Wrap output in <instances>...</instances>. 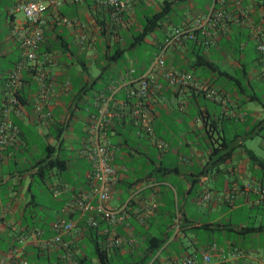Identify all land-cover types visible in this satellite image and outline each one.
<instances>
[{
	"label": "crops",
	"instance_id": "1",
	"mask_svg": "<svg viewBox=\"0 0 264 264\" xmlns=\"http://www.w3.org/2000/svg\"><path fill=\"white\" fill-rule=\"evenodd\" d=\"M163 1L135 0L121 17V32L134 24L139 30L144 15L158 11ZM239 1L240 7L247 11V18L230 21L212 46L187 41L166 50L165 68L206 80L217 89L219 100L204 98L188 88L172 89L156 76L161 87L148 106L146 123L154 137L167 143L162 150L153 145L146 133H134L131 101L126 100L125 90L136 85V79L145 72L157 45L171 28L206 12L211 0L200 7H195L191 0L181 1L179 8L185 12L174 24L171 9L164 18L166 26L159 23L156 28L159 36H152L147 42L151 48L148 55L143 56L133 48L116 59L95 46L98 42L95 18L102 17L103 13L91 12L89 0L58 8L63 15L76 17L90 27L94 39L80 48L75 42L76 27L64 26L49 18L38 48L39 58H48V63L40 66L34 62L21 70V82L15 93L18 104L8 113L18 132L0 148V259L14 258L15 264L22 260L26 264L59 261L62 249L42 248L39 240L51 237V223L61 218L75 224L72 231L61 235L71 249V264H96L95 256L94 262L89 261L86 251V221L94 217L101 230L107 228L130 241L117 250L116 255L122 261L142 256L146 237L167 232L170 233L168 240L147 264H177L186 254L198 260L202 252L208 253L209 264H264V248L259 247V234L264 230L245 234L231 230L236 225L256 227L264 223L255 222L251 216L237 223L231 222L230 217L221 221L223 212L208 219L221 206L228 207L229 212L241 205L250 209L262 206L264 212V199L256 203L260 199L256 188L264 187V171L249 158L251 153L264 161L255 150L257 147L264 152V141H256L257 137L264 138L261 134L264 79L258 74L251 37L252 25L264 26V9L256 6L255 0ZM44 12L48 14L50 8L45 7ZM7 20L9 31L0 39V108L9 96L8 74L20 57V47L14 37L19 20L10 12ZM129 37L113 36V45L124 47L127 43L122 40L129 41ZM249 46L252 58L247 61ZM204 61L209 65H198ZM38 72H43L51 82L52 91L45 97L37 95ZM216 78H221L218 86L214 85ZM111 85H115L109 102L113 117L106 136L113 149L115 172L110 196L104 205L124 207L122 221L114 225L100 220L95 211L81 213L65 206L89 187V161L79 150L85 127L95 113L97 98L99 94L107 96ZM43 112H49V116L42 120L38 115ZM215 147L218 149L212 151ZM226 152L229 155L217 161ZM50 159L64 163L61 167L47 165ZM208 181L221 188H209L205 185ZM33 182L37 183L34 190ZM233 186L241 192L225 199L224 193ZM195 187L197 191L192 195ZM237 200L241 202L237 204ZM90 202L97 204L95 197ZM152 203L155 207H151ZM192 205L206 220H193L188 210ZM216 223L223 228L214 227ZM198 230L207 232L204 244H199L194 234ZM214 232L221 237L219 243L208 235Z\"/></svg>",
	"mask_w": 264,
	"mask_h": 264
},
{
	"label": "built area",
	"instance_id": "2",
	"mask_svg": "<svg viewBox=\"0 0 264 264\" xmlns=\"http://www.w3.org/2000/svg\"><path fill=\"white\" fill-rule=\"evenodd\" d=\"M135 0H89V10L95 14L103 13L108 18L106 31H114L113 26L121 28L123 22L121 17L123 13L128 12ZM145 2L146 0H136ZM239 0H211L206 12L173 26L157 45L151 60L146 66L145 72L136 79L135 86H129L125 90L127 101H131V116L134 117L136 129L134 133L140 135L146 133L153 145L162 150L167 143L156 138L153 135L146 119L149 117L148 106L155 100L156 92L159 91L161 84L155 79L160 76L166 84L172 89L188 88L193 93L204 98L219 100L217 89L210 85L204 79L191 78L186 72L173 68L164 67V58L166 50L174 44H183L187 41H195L203 47L212 46L217 37L223 34L230 21H237L239 17L247 18V11L240 7ZM84 0H24L14 5L10 13L21 11L23 18L17 24L14 31V37L17 39L20 47V57L15 63L13 69L8 74L9 96L5 104L0 108V148L5 147L14 139L18 132L17 126L10 120L9 109L17 106L16 88L21 82V70L27 65L36 62L42 66L48 63L46 57L39 58L38 48L43 41L44 31L48 25V19L56 21L61 25L76 27L78 29L75 37L76 44L82 48L94 39L90 27H86L76 17H67L62 15L58 8L64 4H80ZM50 8V12L45 14L44 8ZM262 15V14H261ZM111 37L113 35L110 34ZM251 37L256 51V62L259 65L258 74L264 79V27L261 24H255L251 27ZM132 70L130 69L129 72ZM37 83V95L45 97L52 91L50 80L43 72H38L35 77ZM115 90V85H111L109 94L104 96L99 94L95 103V113L84 130V140L80 153L89 161V187L87 191L76 195L65 205L67 209H76L81 213L86 211H95L100 220L108 225H114L122 221L124 216V207L107 208L104 205L110 196L111 186L114 181V166L112 164V147L107 142V129L112 124L113 111L109 104L111 94ZM49 112H43L38 115L39 119H46ZM244 190V189H242ZM241 190L233 188L223 197L230 199ZM256 192L260 194L259 203L264 199V187H257ZM95 197L97 204H91L90 200ZM207 198V195L206 197ZM151 207H155L152 203ZM87 225L96 226L97 220L94 217L87 218ZM75 224L71 220L61 218L55 219L50 228L53 235L47 239L39 240L42 248L58 246L62 249L59 261H52L50 264H71L72 252L69 245L61 239L63 233L72 231ZM105 236V243L108 247L119 246L123 243L129 244L107 228L100 230ZM213 248V244L211 245ZM0 264H15L14 258L0 259ZM20 264H26L24 260ZM177 264H209V255L202 252L197 260L191 255H183L177 260Z\"/></svg>",
	"mask_w": 264,
	"mask_h": 264
},
{
	"label": "trees",
	"instance_id": "3",
	"mask_svg": "<svg viewBox=\"0 0 264 264\" xmlns=\"http://www.w3.org/2000/svg\"><path fill=\"white\" fill-rule=\"evenodd\" d=\"M85 1V0H84ZM183 0H165L164 3L160 5L159 10L151 13L149 15H144L141 23L140 29L136 32L135 35H131L132 40H129L126 46L118 47L117 44L112 46L108 41L110 36H121V28L114 27V31H106L108 18L106 15L102 14L103 16L100 18H95V22L97 24V35H98V42L95 43V46L98 50L104 51V53L108 54L110 58L116 59L118 55H121L125 50L133 49L137 45H139L144 37L153 32L157 27L160 26V21L170 13L173 5L180 3ZM256 6H261L264 9V0H255ZM89 6V3H87ZM62 14V13H61ZM63 15V14H62ZM264 27V26H263ZM195 44L197 42L193 41ZM200 45V44H198ZM112 49V50H111ZM205 64L206 66L209 65L207 62L198 63V65L202 66ZM17 93V92H16ZM16 95V94H15ZM17 101L18 95H16ZM110 128V127H109ZM107 129V131L109 130ZM218 147L212 148V151H215ZM229 155L228 152L221 154L217 161L223 160ZM249 158L255 162L263 171H264V161L253 154H249ZM64 163L63 160L59 159H50L47 161V165L53 166H62ZM100 225L97 223L96 226H89L87 225L86 235L88 238V243L90 244V249L95 256L97 263L96 264H147L155 255L156 251L168 240L170 233L164 232L161 236H148L145 238L144 248L145 250L142 252V256L134 257L133 259H129L127 261H122L116 255L119 246L108 247L105 243V236L100 233L101 228ZM214 227L223 228V225L218 223L214 224ZM231 230H234L238 234H245L252 231H260L264 230V225H257L256 227L253 226H234L231 227ZM122 245V244H121Z\"/></svg>",
	"mask_w": 264,
	"mask_h": 264
},
{
	"label": "rangeland",
	"instance_id": "4",
	"mask_svg": "<svg viewBox=\"0 0 264 264\" xmlns=\"http://www.w3.org/2000/svg\"><path fill=\"white\" fill-rule=\"evenodd\" d=\"M24 0H0V39H3L8 31H9V28H8V20H7V13L10 12L11 9L14 8V5H16L17 3H20ZM191 2L193 3V5L195 7H200L204 4H207L209 2V0H191ZM180 7V4H176V5H173V18L171 19V22L174 23V24H177L181 15L183 14V12H185V10H182L179 8ZM14 14V18L15 20H22L23 18V15L21 13V11H15L13 12ZM165 20L166 19H162L160 21V23L162 24V26H166L165 24ZM137 28H136V25H132L129 27L128 31L126 32H122L121 34L125 36L127 35H135L136 32H137ZM160 32H159V29H155L152 33H149L147 34L145 37H144V41H142L139 45H137L134 49H136L135 51L138 52V53H141V55L143 56H146L148 55V53L150 52V45L147 43L148 41L151 40L152 36H159ZM124 40V41H123ZM122 42H126L128 43V40H125L123 39ZM129 40H132V38L129 37ZM112 46L113 45V40L112 38H109V41H108ZM120 42L119 45L121 46L123 43ZM116 45V44H115ZM249 50H247V61H249L250 58H252V54H251V50H250V46L248 47ZM112 50V49H111ZM196 71L199 72V69H197ZM196 74V73H195ZM207 74V72L205 73ZM241 79V78H240ZM220 80L221 78H216L214 80V85L218 86L219 83H220ZM243 82V80H242ZM200 100H202L201 98H199ZM261 134L263 135L264 137V128L261 130ZM264 141V138L260 139L257 137L256 141ZM255 150L257 151V154L258 156H260L261 158L264 159V152H262L260 149H258L257 147H255ZM206 186H208L209 188H215V189H220L221 188V185H213L211 181H208L205 183ZM37 186V183L35 184V182H33L32 184V190H34V188ZM197 191V187L194 188L193 192L191 193L192 195H195ZM237 204L240 203L241 201L240 200H237L235 201ZM191 210L190 214L193 218V220H197V219H201L202 220H206V217L205 216H201L199 214V211L197 210V208L192 205L190 207H188V210ZM219 210H217L216 212H212L211 215L208 216V219H211L213 218L214 216H216L218 214V212H223L224 213V217L223 219H221V221H225V219L227 217H230L231 218V222H234V223H237L239 222L240 220H243L246 218V216H251V218L253 220H255V222H261V223H264V212H263V209H262V206H258L257 208H248L246 207L245 205H241L239 208H236L235 210H232L231 212L228 211V207L226 206H221L218 208ZM194 234L199 242V244H204L207 240V232L204 231V230H198V231H194ZM210 235V239L213 238L214 240H216L217 243L220 242L221 240V237L216 233H212L211 234H208ZM233 236H237V235H234L232 234ZM246 239V238H245ZM259 239L261 240V244L259 245L260 248H264V232L263 233H260L259 234ZM86 244V242H85ZM244 244V243H243ZM245 244H247V242H245ZM87 246V258H89L92 262H94V256L93 254H91V249H90V244L87 243L86 244Z\"/></svg>",
	"mask_w": 264,
	"mask_h": 264
}]
</instances>
